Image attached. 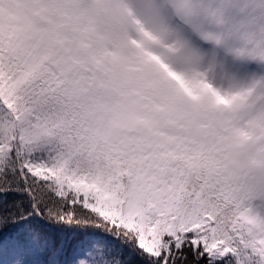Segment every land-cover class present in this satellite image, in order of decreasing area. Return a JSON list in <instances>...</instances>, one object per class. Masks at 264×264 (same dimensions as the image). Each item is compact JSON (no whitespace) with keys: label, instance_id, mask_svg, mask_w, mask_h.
<instances>
[{"label":"snow or ice","instance_id":"snow-or-ice-1","mask_svg":"<svg viewBox=\"0 0 264 264\" xmlns=\"http://www.w3.org/2000/svg\"><path fill=\"white\" fill-rule=\"evenodd\" d=\"M0 264H264V0H0Z\"/></svg>","mask_w":264,"mask_h":264}]
</instances>
